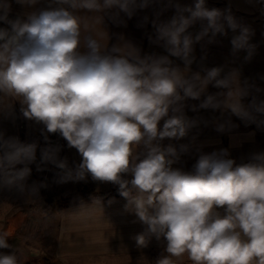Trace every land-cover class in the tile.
<instances>
[{
  "label": "clouds",
  "instance_id": "clouds-1",
  "mask_svg": "<svg viewBox=\"0 0 264 264\" xmlns=\"http://www.w3.org/2000/svg\"><path fill=\"white\" fill-rule=\"evenodd\" d=\"M264 3V0H259ZM23 11L10 18V0H0V115L22 117L42 125L44 145L0 132V190H16L26 202L39 201L44 183H27L51 164L55 183H111L126 199L123 212L143 230L132 239L147 248L155 239L162 251L148 264H264V151L239 161L227 148L204 152L192 135L212 123L225 133L237 127L264 128V99L259 87L241 79L239 69L197 70L194 45L228 36L232 52L255 51L253 30L232 14L231 7L209 8L206 0L182 5L165 21H152L150 43L166 54H142L121 35L116 43L105 18L124 23L152 0H15ZM147 17L144 18L147 21ZM199 25L198 31H190ZM175 58V59H173ZM180 61L181 63H177ZM209 86L218 89L210 93ZM250 98V99H249ZM188 101L199 103L189 104ZM247 101V102H246ZM187 110L219 112L211 121L189 117ZM57 134L75 149L78 163L61 158ZM187 139V143L181 141ZM167 141V143H165ZM195 148L190 170L182 157ZM39 149V161L37 151ZM111 203V201H109ZM105 217L102 198L93 197L70 210L69 219ZM0 231V264H25L23 251Z\"/></svg>",
  "mask_w": 264,
  "mask_h": 264
},
{
  "label": "rangeland",
  "instance_id": "rangeland-1",
  "mask_svg": "<svg viewBox=\"0 0 264 264\" xmlns=\"http://www.w3.org/2000/svg\"><path fill=\"white\" fill-rule=\"evenodd\" d=\"M261 12L259 14H246L248 21L251 22L249 26L257 24L264 27V9ZM254 85L264 89V84L261 82H256ZM258 96L260 99H264V92L258 93ZM49 139L53 144L61 145L62 150L59 155L61 158H67L70 165L80 161L81 158L77 151L74 148H68L67 142L59 135L52 134ZM211 139L198 140L195 141V144L196 146L203 145L202 150L204 152L227 148L231 157L237 161L241 158L246 159L253 152L264 151V128H257L254 124H249L248 129L242 134L226 137L213 135ZM20 140L38 141L41 146L45 143L41 135L25 130L20 132ZM181 142L187 143L188 140L185 139ZM196 158L197 153L193 148L191 153L182 157V165L175 166H182L185 170H190ZM37 161H39V149ZM30 167L32 174L27 183L29 185L33 183L47 185V187L40 188L39 201L29 200L26 202V197L16 190H0V231L9 233L8 243L23 251L26 258L25 264H81L80 260L67 259V256L73 254L70 255L63 251V241L69 236L72 239L81 236L85 239L84 241L90 242L88 246L91 248V253L97 254L98 250L95 249V244L89 240H93L94 235L100 234L99 229L102 228L97 221L103 219L105 222L106 219L102 215H97V219L82 221L81 224H78L79 220L69 219L70 210L77 208L81 202L91 204L93 197H103L104 214L107 219L110 218L113 210L109 201L115 202L119 197H122L117 186L111 183L93 182L90 177L87 182L57 184L55 183L57 169L53 165H45L43 171H37L35 164L30 165ZM85 191H91V193H84ZM66 218L68 219L64 220ZM65 223H71V228L64 229ZM106 224H108L110 231L112 227L109 226V223ZM80 225L82 231L79 230ZM108 230L103 225V232L108 233ZM162 250V247L153 246L146 252H135L131 255L100 257L93 254L92 260L85 261L83 264H148L146 260L141 258L155 261ZM11 252L12 249H6L7 254ZM184 264H189V262L185 260Z\"/></svg>",
  "mask_w": 264,
  "mask_h": 264
},
{
  "label": "crops",
  "instance_id": "crops-1",
  "mask_svg": "<svg viewBox=\"0 0 264 264\" xmlns=\"http://www.w3.org/2000/svg\"><path fill=\"white\" fill-rule=\"evenodd\" d=\"M12 4V12L10 18H15V16L23 11L20 5L15 3V0H10ZM168 0H152L150 6L146 9H139L135 14L128 18L124 13L120 14V20L124 23L113 22L112 20L105 18V26L111 37L110 44L116 43L119 36H123L126 41L132 42L135 46L141 48L142 54L147 53H157L166 54L163 48L150 43L149 37H154V29L152 27V21L157 18L159 13V19L165 21L170 19L174 13L175 9L171 7H166ZM179 2L182 5H191L193 0H173V3ZM207 6L209 8L215 7L219 9H225L231 7L232 14L238 19L242 24L249 26L248 18L246 14H259L264 9V3H260L259 0H206ZM262 14V12H261ZM147 17V21L144 18ZM0 27H5V25L0 22ZM254 35L251 38V43L254 44L255 51L250 59H245L247 52L241 50L237 53L232 52L231 38L233 33L228 30V36H217L215 42L208 43L207 38L200 43L194 45L195 55L197 57V63L193 64V69L197 70V64L201 57H205L204 64L207 67L214 66H224L225 70L232 68L239 69L241 73V79L247 80L249 83L261 82L264 84V27L257 24L249 26ZM199 25H196L190 31H198ZM175 59V58H173ZM177 63H181L177 61ZM261 92H264L263 87ZM208 91L210 93L218 91V89L209 86ZM189 104L199 103L198 101H188ZM187 115L189 117H195L197 115L204 117L205 119L211 121L213 117H219L220 113L212 112L211 110H200L199 113H194L187 110ZM232 121L237 127L231 129L225 133H219L215 130V125L209 123L207 127L203 124L198 129H194L192 135L197 137L196 141L202 140H212L211 137L215 136H234L244 133L249 125H245L237 117H232ZM42 125H35L33 122L25 120L19 113V104L16 105V118H5L0 115V132H4L7 136H18L20 138V132L27 131L38 135H41L40 129ZM52 134H49V136ZM126 199L124 197H119L115 202H111L109 205L112 208V213L109 221L112 223L113 228L109 231L107 221L101 219L99 222L102 229H99L100 234L94 235L92 241L95 245V249L98 250L97 254L91 253V248L88 246L87 241L81 236L72 239L70 236L68 239L63 241V251L69 253L71 256H67V259L80 260L83 264L85 261L92 260V256L99 255L104 257L106 255L119 256V255H131L135 252L141 253L150 250L153 246L162 247V245L155 239L151 241L147 248H137L135 241L132 237L143 230V226L140 223H133L135 219L134 216L125 214L123 212V206L126 204ZM107 205V206H109ZM68 218L64 219L67 220ZM97 219V218H95ZM100 219V218H98ZM73 223V222H72ZM81 224L82 221H78ZM76 223V224H77ZM64 229H70L71 223H65ZM75 224V225H76ZM77 224V226H78ZM69 225V226H68ZM103 225L108 230V233L103 232ZM109 226H111L109 224ZM112 227V226H111ZM73 229V228H72ZM65 230V231H66ZM80 231H82V226L80 225ZM75 231V230H74ZM111 233V234H109ZM74 234L72 230V235ZM68 237V235H67Z\"/></svg>",
  "mask_w": 264,
  "mask_h": 264
},
{
  "label": "trees",
  "instance_id": "trees-1",
  "mask_svg": "<svg viewBox=\"0 0 264 264\" xmlns=\"http://www.w3.org/2000/svg\"><path fill=\"white\" fill-rule=\"evenodd\" d=\"M86 192L91 193V191H85L84 193H86ZM105 198H106V197H105ZM102 199H103V197H102ZM0 252H4V253H6V249H0Z\"/></svg>",
  "mask_w": 264,
  "mask_h": 264
}]
</instances>
